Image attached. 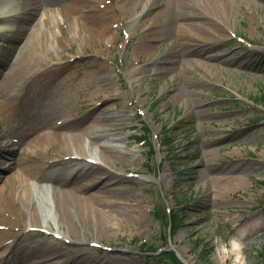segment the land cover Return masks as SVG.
Here are the masks:
<instances>
[{
    "label": "rangeland",
    "instance_id": "rangeland-1",
    "mask_svg": "<svg viewBox=\"0 0 264 264\" xmlns=\"http://www.w3.org/2000/svg\"><path fill=\"white\" fill-rule=\"evenodd\" d=\"M47 1L52 5L42 6ZM167 1L112 0L102 9L99 5L103 0H39L40 4H32V0H0V11H9L10 15L8 22H0V40L6 43V47L0 44V72L2 64L12 55L11 44L2 34L10 36L12 30L29 25L28 18L26 22L20 20L28 8L35 7L39 11L36 24L22 33L19 41L21 43L23 37H27L25 41L30 50L25 58L32 69L17 84L0 90V101L27 95L34 97L36 104L23 108L15 116L9 114L0 119V133L7 135L8 131L15 129L16 132L9 133L7 140L12 143L11 137L19 139V133L28 131L29 122L25 119L21 122L27 113L32 121L39 122L40 127H44L41 126L44 123L55 124L62 117L67 120L74 118V124L76 121L77 125L83 124L88 122V117L78 121V116L94 102L113 94L116 98H111L103 106L108 110L106 121L101 129L92 132L99 137V143L115 155H126L121 163L107 165L111 170L138 172L139 177L112 180L114 185L111 186L119 191L111 196L102 195L101 200L111 206L112 215L121 211L135 218L132 224L124 222L122 218L126 215H123L112 219L110 227L101 235H86V240L100 242L111 249L96 251L85 244L83 246L89 248L88 255L92 259H101L108 253L124 264H160L146 259L142 253L138 255L136 245L132 243L135 239L150 242L158 237L161 227L152 221L149 211L161 202L180 214L169 248L188 264H261L258 254L264 249V105L254 102H259L256 99L264 96V0H238L240 2L233 7L227 19L218 16L207 18L220 34L211 39L217 40L215 44L200 51L205 57H214L201 62L188 60L196 59V52L178 48L162 36L154 37L158 30L152 33V43L149 42L151 32L139 37ZM124 6L131 16L125 28L132 36L124 53L121 73L115 76L120 63L111 66L112 73H109L107 69L101 70L100 58L106 55L104 61H117L118 47L109 45L111 39L118 38V34L115 32L108 36L107 32L104 40L96 39L98 34L95 33V37L86 35H90L88 24L92 15L85 10L95 8L108 12L117 7L123 11ZM112 22L105 24L106 31ZM4 24L7 27H3ZM8 27L10 31L5 32ZM63 33L66 37L59 40ZM232 34L250 41L254 47L232 40ZM82 52L90 57L83 59L85 61L78 66L74 63L67 65L69 69L64 76L57 77L58 71L44 73L48 67L66 69L57 65H65L70 55ZM222 60L229 64L224 65ZM166 61L169 64H164ZM127 64L130 66L128 71ZM36 73H42L41 77L34 83L29 82ZM185 83H190L191 89L195 85L201 86L202 89L195 90L196 103L208 105L191 108L187 103L171 98L172 85L177 88ZM201 100L204 101L201 103ZM125 101H132V106L125 107ZM135 109L143 111L140 119L152 134H157V138H153L156 156L150 174L145 169L146 149H135L130 137L131 130L140 126ZM255 120L257 127L243 130ZM219 127L227 130L225 139L207 142L215 134L219 135ZM165 131L170 133L171 142L168 147L158 146ZM0 144L4 147V140ZM84 144L88 152L86 156L100 159L97 148H92L87 139ZM13 146L22 150L23 157L24 153L30 156L35 150L31 148L33 152L29 154L28 148L21 143ZM1 147L0 157L5 152L11 153V148L8 151ZM49 151L54 152L52 155L59 153L54 146L49 149L43 146L38 156L46 157ZM66 154L69 153H62ZM16 156L19 157L18 154L12 157ZM10 163L11 160H0V170ZM88 167L86 162L78 161L64 164L61 169L72 174L85 172ZM3 171H0V177L7 174ZM50 175L60 176L57 173ZM72 179L77 186L84 182H79L75 176ZM32 184L30 201L39 209L41 226L49 225L53 232H59L61 228L48 185ZM7 185L5 180L0 181V193L10 191V184ZM95 189L93 187L89 192ZM14 191L16 194L21 191L19 184L15 185ZM3 207L0 211L6 210L14 216L20 204ZM77 223L81 226V221L77 220ZM257 226L261 227L260 231H256ZM26 231L18 232V238L24 243L19 250L24 254L30 247L67 245L51 235L27 238ZM78 234L84 237L81 227ZM77 235L72 234L69 238L77 239ZM196 245L198 247L194 249ZM72 264L80 263L73 260Z\"/></svg>",
    "mask_w": 264,
    "mask_h": 264
},
{
    "label": "bare ground",
    "instance_id": "bare-ground-1",
    "mask_svg": "<svg viewBox=\"0 0 264 264\" xmlns=\"http://www.w3.org/2000/svg\"><path fill=\"white\" fill-rule=\"evenodd\" d=\"M239 2L238 0H168L156 12L148 30L151 31L150 34L152 36V33L155 31L154 27L157 26L158 31L154 37L158 35L162 36V38L170 41L171 44L175 43V46L178 48L183 47L187 48L186 50L188 52H196L197 58L188 59L190 62L195 60L200 62L201 60H208L214 56L211 58L205 57L200 51L210 44H215L217 40L211 39L215 37V34H220V31L207 18L218 16L219 18L227 19L233 7ZM32 4L40 3L39 0H32ZM127 10L126 6H124L123 11L126 12L128 20L130 15ZM35 14V10H32L31 15H26L33 19ZM91 15L92 21L88 24L90 26V29L88 28L90 36L95 33L103 37L106 35V30L104 29L107 19L106 14H102L100 11H94V14ZM147 32L149 31L143 32L142 35ZM17 38H20V33L14 35L12 40ZM26 38L24 37V41L22 40L21 43H18V40L13 45L11 58L4 64L5 71L0 81V90L17 84L32 69V67L29 68V64H27L25 58L26 53H28L27 51L30 50L28 42L25 41ZM59 40H63V38L61 37ZM175 46L170 47L169 50ZM222 63L224 65L229 64L226 60H222ZM164 64H169V62L166 61ZM189 85L191 84L185 83L177 88L172 85V89L170 90L171 98L184 101L187 103V107L190 106L191 108H196V106L203 108L207 106L208 103L200 104L199 101L196 103L197 95L195 90L198 88L202 89V87L195 85L191 89ZM203 101L201 100V103ZM30 104L31 101H26L25 106H23L21 99H11L8 97L0 101V119H5L8 114H15L19 111V108H26ZM107 111L105 108L102 109L101 106L96 107L88 117V122L80 126H70V122H66L59 127L51 123H44L41 125L44 127H40V125L32 122L31 119L25 117L30 124L26 128L29 132L22 137V146L28 148L30 154L33 152L31 148L35 150L30 156L23 157L22 150L17 149L19 157L16 156L14 161L8 166L7 170L10 173L5 178L8 182L7 187L10 184L11 188L6 194L4 191L0 193V207L7 206V204L11 206L16 203L20 204V207L15 210L16 217L18 219H24L30 226H40L42 224V217L39 209L30 201L31 190L34 187L32 184L33 180L35 185L40 182L48 184L54 208L58 216L59 228L62 229L65 237L71 236L72 234L77 235L81 227V230L84 232V238L78 234L77 239H72L73 243L87 241L84 240L86 235H101L110 227V221L112 219L122 218L123 215H126V217L122 218L124 222L133 224L134 215L122 214L121 211H116V214L112 215L109 209L111 206H109L108 202L101 200L102 195L111 196L116 191H119L118 188L111 186L114 185L111 184L114 177L108 169L102 166H89L87 171L83 173L75 172L74 174H66L60 168L65 161L59 159L48 162L45 160V157L38 156L40 155L38 151L43 146L46 149L54 146L58 149L59 153H69L64 156H84L87 153L84 140L87 139L88 144L92 148L98 149L100 161L102 160L103 163L109 166L110 164L121 163L126 158V155L124 154L120 157L115 155L112 151L102 146L99 143V137L95 136L92 132V130L101 129L103 123L106 121L107 117L105 114ZM96 112L97 114L94 115ZM81 119L82 117H79V121ZM21 122H24V119ZM217 130L219 135L215 134V137L208 139L207 142L213 143L221 138L225 139L224 136L227 130L224 127H219ZM2 139H6V137L0 133V143ZM5 144L6 147L11 146L7 140H5ZM62 156L60 155L59 157ZM74 161L72 159L68 162ZM53 173L60 174V176L55 178L50 177L49 175ZM73 176L79 182L84 181L81 184L82 186H77L71 182V177ZM17 184L22 185L21 192L18 194L14 191L15 185ZM93 187H96L94 192H88ZM77 220L81 221V226L77 225ZM14 222L15 220L4 221L5 224ZM24 227H27V225ZM9 235L7 231H0L1 262L5 260L7 250L10 248L13 250L12 243L9 245L3 244ZM88 250L89 248L62 246L60 244L55 246L49 244L43 248L32 247L27 256L18 257L13 264H72L73 260H77V263L81 264H124L119 258H115L109 254H106L101 259H92L88 255ZM55 258L59 260L56 261L54 260Z\"/></svg>",
    "mask_w": 264,
    "mask_h": 264
},
{
    "label": "trees",
    "instance_id": "trees-1",
    "mask_svg": "<svg viewBox=\"0 0 264 264\" xmlns=\"http://www.w3.org/2000/svg\"><path fill=\"white\" fill-rule=\"evenodd\" d=\"M167 256H168V258H169L170 261H171L170 264H178V263L176 262V260L173 258L172 255H167ZM263 262H264V254H263Z\"/></svg>",
    "mask_w": 264,
    "mask_h": 264
}]
</instances>
